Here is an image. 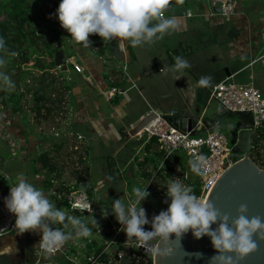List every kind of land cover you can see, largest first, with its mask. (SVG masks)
Listing matches in <instances>:
<instances>
[{"label": "crops", "instance_id": "crops-1", "mask_svg": "<svg viewBox=\"0 0 264 264\" xmlns=\"http://www.w3.org/2000/svg\"><path fill=\"white\" fill-rule=\"evenodd\" d=\"M197 1L195 9L201 16L184 17L180 12L184 6H179L172 12L166 11L167 18L176 19L177 29L152 43L132 47L130 42L125 41L124 47L121 48L120 38L107 42L99 37L101 47L97 52L85 49L83 45L82 48L75 46L76 44L71 45L70 48L74 51L71 61L83 67L82 72H77L74 66L71 69L69 67L68 75L64 77L69 84L67 94L69 119L66 124L71 132H63L53 139L43 133L41 125L37 122L36 128H29L28 122L17 119L16 116L12 118L4 111L5 116L0 117V178L6 183L0 188L14 185L18 174L24 173L29 182L42 189L47 198L64 211L66 216H76L86 223L88 219H94L98 214L100 215V218H97L100 222L98 231L105 229L108 232L110 224L117 226V221L111 217V213L104 217L106 212L100 213L98 208L109 207L111 211L113 197H120L125 204L134 199L132 189L138 187L134 179L140 167L137 161L144 160L145 164L141 165L145 166L147 175L153 173V176L155 174L158 177L162 176L157 172L158 162L162 158L159 143L146 138L140 146L132 147V140L141 138L136 136L126 139L125 135L121 134L122 127L127 129L134 127L145 115L153 111L162 113L175 111L177 114L186 111L188 115H194L203 107L201 112L203 113L210 105L209 99L205 104L209 88L229 75H234L240 82L252 80L264 92L257 84V75H264V58L257 60L264 55L263 28L254 25L249 13L240 7L235 15L227 17L214 13L205 1ZM197 41L202 43L200 47L196 46ZM179 49L185 51L190 67L180 72L161 71L163 67L174 66V57L178 55ZM201 50L204 51L203 58L200 56ZM89 52L98 54L103 66L97 68L94 65L97 62L91 59ZM202 76L211 77L209 86L198 84ZM118 77H121L123 86L118 87L125 89V93L108 99L106 94L110 87L117 86L113 81ZM12 112L14 113L13 110ZM78 134L83 136L82 140L78 139ZM53 140L63 144L62 152H66L68 141L72 140L79 145L74 147L75 150H79V147L84 148L83 153L79 152L76 157L73 176L76 185L83 187V183L86 182L93 186L94 215L70 210L60 196H56L57 186L60 181L62 183L65 180L64 176L67 173L65 165L67 162L63 163L61 160L65 154L66 158L71 155L65 153L59 156L55 150H59L60 147H55ZM147 144H151L152 147L148 149ZM44 152H47L58 166V174H52V185L49 186L45 183L47 172L40 170L39 163L35 161L36 157ZM119 152H122V157L118 159L120 164H117L114 155ZM140 153H145L146 156L142 157ZM95 161H99V165L96 166ZM92 166L94 168L111 166L110 168L115 170V175L119 176L122 173L126 178L129 174L132 181L127 182L120 194L108 187L107 190L103 189L106 180L99 179L94 183L91 178ZM79 174L84 176L82 181L78 177ZM7 176L9 179L5 178ZM53 225L58 226L59 223ZM66 230L73 232L71 227ZM94 234L95 232L91 236ZM41 238V232L28 231L18 234L17 228L0 236V264H36L40 259H49V255L39 248ZM83 242L81 237L75 236L67 241L68 257L72 260L66 258V253L65 256H57V263L103 264L99 257L106 254V251L103 249L100 255L96 252L90 253ZM93 255L98 259L95 263H90L88 257Z\"/></svg>", "mask_w": 264, "mask_h": 264}, {"label": "clouds", "instance_id": "clouds-1", "mask_svg": "<svg viewBox=\"0 0 264 264\" xmlns=\"http://www.w3.org/2000/svg\"><path fill=\"white\" fill-rule=\"evenodd\" d=\"M182 3L183 0H177ZM170 0H61L56 12L50 18H58L60 25L75 42L82 43L85 48L91 46L90 35H99L103 41L111 42L120 38V47L130 42L132 47L152 43L163 39L170 31L177 29L174 17L165 18L164 12ZM156 21V23H152ZM0 50L10 56L5 40L0 37ZM175 64L171 68H163V72H180L189 68V62L180 55L174 57ZM6 63L0 56V66ZM211 77L202 76L200 86H209ZM13 82L9 75L0 71V87L10 88ZM205 158L198 157L192 162L194 173L204 176ZM109 179H111L109 177ZM165 203L166 210H161L149 220L142 201L150 196L147 188L133 187L134 199L127 204L120 198L112 200L111 214L122 226L128 239L135 237L143 243L159 237L170 240L172 234L181 240L183 235L192 232L196 239L208 236L217 254L211 257L209 264H239V261L258 250L257 241H264V218L254 216L248 218L246 205L238 209L239 215L231 220L213 203L205 202L195 195L192 186L182 183L177 178L168 181ZM7 210L16 217L15 227L18 234L28 231L42 233L40 246L47 253L60 249L67 241L75 237L87 238L92 235L87 224L76 216L65 214L56 207L44 191L29 182L24 173L17 176V182L10 187L9 194L4 197ZM81 211L90 210L89 205H74ZM110 213L106 210L107 217ZM60 223L64 229L71 227L73 232H66L52 224ZM96 224V219L93 220ZM151 230H146V225ZM216 225L215 228L212 226ZM254 237L256 239H254ZM229 254H234L229 255ZM189 255V254H188ZM200 258L201 254H195Z\"/></svg>", "mask_w": 264, "mask_h": 264}, {"label": "rangeland", "instance_id": "rangeland-1", "mask_svg": "<svg viewBox=\"0 0 264 264\" xmlns=\"http://www.w3.org/2000/svg\"><path fill=\"white\" fill-rule=\"evenodd\" d=\"M61 0H29V6L31 8V15L33 17V19L35 20L36 23H39L41 25H43V27H50V29H57L60 31L61 35H56L54 33H52L51 31L47 30L48 34H47V40L49 42H51L54 46L58 47L60 45H65V51L67 54H71V57L74 53V51H72V49L70 48L71 45L76 44L75 46H79V48H82L81 45H83L82 43H78L75 42L74 40L71 39L70 33H68L65 29H63L60 25V22L58 20V18H50L52 17V14H54L60 4ZM197 0H185L182 3H180L178 5V7H182L185 6V4H187V6L189 7H193L195 8L197 4ZM239 4H241L239 7L240 9H242L243 11L245 10L246 12L249 13V18L251 19V21L253 22L254 25H258L261 26L260 28L264 29V14L262 15V11L264 12V0H238ZM185 3V4H184ZM185 7L182 8V10L180 11L182 13V11L184 10ZM239 9V8H238ZM7 19L6 14H2L0 16V20L1 21H5ZM261 30V29H260ZM89 40L92 42L91 46H89L88 50H93V51H99L100 47V43L98 41V38L93 34L89 36ZM200 41L196 42V46L200 47ZM77 46V47H78ZM264 46V43H263ZM94 47H96L94 49ZM38 48L40 49V55L42 56V60H44L46 63H49L51 61V58L49 57H45L43 55H45V50H44V46L43 44H40L38 46ZM87 50V51H88ZM264 51V49H262ZM80 52H82V50L79 49ZM90 53V57L92 60H94L95 62H97L96 64L92 63L98 68L100 66H103V62L101 57L98 54H91ZM110 55V53H108ZM178 55L182 56L184 59L187 60V57L185 56V51L184 50H180L178 51ZM200 56L201 58L204 57V51H200ZM36 56L34 55L32 57V61L30 63V67L33 66V63L35 62ZM45 57V58H44ZM86 58H88L86 56ZM71 61V59L67 58V62ZM81 62L83 63V61L81 60ZM88 61H85V63H87ZM71 63V62H70ZM70 69L73 67L70 64ZM164 68V67H163ZM62 68L59 66H56L55 68L52 69L51 72H48V74H45L48 82L54 81L53 86L51 87V89L47 90L48 92L50 90H52V95L50 94V103L48 104V108L51 109V111H46L43 110L42 112H40L37 115L36 112V105H37V101L34 97V91L36 89L39 88V82L38 79L40 77L41 72L37 69L33 70V74L29 77L30 80H28L27 82L24 83V89H25V95L24 97L21 99L20 102V114L19 113H13L12 112V102L9 100V98L6 100V105L3 102V97L1 96L2 94V87H0V117L5 116V112L7 111L10 116H15L17 117V119H21L24 120L26 122H28V127L31 128H36V122L37 124H40L42 127V131L45 135H48L50 137H52L53 139H55L56 137H59L63 132L65 133H69L71 132V129L67 126L66 122L69 119L68 116V91H69V84L68 81L64 78L65 75H68L67 72L68 71H64L63 73H61L63 70H61ZM69 69V70H70ZM6 74L7 75H12V70L10 68H8V66H6ZM0 71L4 70L1 68ZM257 84L259 86L262 87L263 91H264V75H257ZM14 85L12 87H10L9 89L11 91H14ZM22 88L16 89L15 91H22ZM28 89V90H27ZM10 91V92H11ZM264 93V92H263ZM209 99V93L205 99V104L207 102V100ZM203 107H201L198 111V114H200L202 112ZM206 115L207 117H211L213 116L216 112H219L222 110L221 106L219 105V103L217 101H212L210 103V105L207 107L206 109ZM11 118V119H12ZM30 123V125H29ZM235 123V119L233 117H231L230 115H225L222 120L220 121V124L222 125L221 127L226 130L232 126H234ZM146 137H142L141 139L137 140L136 138L132 140L131 142V146L132 147H136V146H140L144 141H145ZM54 142V146H59L60 149L59 150H55L57 152V154L59 156H62L65 153L70 154L71 156H69V158H66V154L65 157L61 160L63 163H65L66 165V175L64 176L65 180L61 183V181L59 182L57 189H58V193L56 196H60L61 200H63L64 198V192L66 190H70L72 187H74L73 189L78 190V191H84L82 185H76L75 184V176H73V171L76 168V157L81 153H83V149L79 147V150H75V146L78 145L76 143V141H68V148L66 150V152H62V145L58 142H56V140H53ZM79 146V145H78ZM115 150H113L114 152ZM76 152V153H75ZM80 152V153H79ZM75 153V154H72ZM76 155V156H75ZM122 157V152H119L117 154L114 155V160L117 162V164H120L118 162V159H120ZM95 160V159H94ZM94 162V164L97 166L99 165V161ZM110 162V161H108ZM114 162V161H113ZM137 163H139V168H138V174L135 177L134 181L135 184H138V187L144 189L147 188L146 190L150 193V196L148 198H146L144 201H142V207L145 208L146 210V214L149 218V220H151V218L154 215H158L159 212L161 210H166L168 207V204L165 203V200L168 199L169 203H170V198L166 197V192H167V183L170 180L173 179H169L167 177L164 176H160V177H156L155 178V183L156 185H151L149 186V183L151 182V177L153 176V173H151V175H147V171L146 169H144V165H141L142 163H144V160H139V162L137 161ZM93 164V162H92ZM93 164V165H94ZM122 164V163H121ZM111 167V166H110ZM105 168L103 166L100 167H95L92 166V180L94 183H96L99 179H105V188L106 187L112 189L113 191L117 190L116 192L118 194H120V192L124 191L125 186L127 185V182H131L132 178L130 177L129 174L126 175V178L124 177V175L122 173H120L119 176L115 175V170L112 168ZM152 171V170H151ZM191 174H193L194 177V181H196V179L198 178V175L196 173H194L193 171H191ZM116 176V177H115ZM109 177L111 179H109ZM193 181V182H194ZM198 181V179H197ZM112 187V188H111ZM71 189V190H73ZM107 190V189H106ZM119 191V192H118ZM115 199H120V197H113L112 200ZM60 200V199H59ZM113 202H111L112 204ZM106 210H109L108 208H103L100 207L98 208V212L102 213V212H106ZM111 213V211L109 212ZM97 216H95L94 219H96L98 224H94L93 220L94 219H88L86 224L87 226L91 229L92 234L95 232V234L93 236L87 237V238H82L84 240V247H86V249L88 250V252L92 253V252H96L98 249H104L106 251V253L109 255V259H108V263L107 264H130L131 258H130V254H134L137 253L139 251L138 248V242L139 241H132L131 239H128L126 234L124 232H122L120 235L121 237L117 236L115 238V242L111 244V241L113 240V235H114V229L112 227L108 228V232L105 229H102V231H98V225L100 222H98L97 218H100V215L96 214ZM111 217H113L115 219V216L110 214ZM78 216V215H77ZM84 221V220H83ZM151 226L146 225L145 227H149ZM146 228V230H147ZM112 229V230H111ZM113 234V235H112ZM83 245V244H82ZM124 247V249H122ZM142 255V252H140ZM139 253V254H140ZM145 256L150 257L151 255L147 252H145V254H143ZM104 264V263H103Z\"/></svg>", "mask_w": 264, "mask_h": 264}, {"label": "built area", "instance_id": "built-area-1", "mask_svg": "<svg viewBox=\"0 0 264 264\" xmlns=\"http://www.w3.org/2000/svg\"><path fill=\"white\" fill-rule=\"evenodd\" d=\"M208 3L214 13H218L222 16L231 17L236 14L239 8L238 0H203ZM185 4V3H184ZM178 6H175L177 8ZM182 15L187 18H193L201 16V13L185 4ZM219 7L220 12H215V8ZM164 17L167 18L166 11L164 12ZM262 40L264 43V29L262 33ZM264 58V55L260 56L257 60ZM74 66L77 72H82L83 67L75 62L69 61ZM127 68L125 67V70ZM126 73V71H125ZM125 93V89L118 86H112L107 92L108 99L113 98L116 95H122ZM212 101H217L222 109L229 110L233 113L236 112H251L253 115V133H252V143L250 145L249 157L261 168L264 169V138L262 137L264 133V93L258 88L254 82L251 80L249 82H240L234 75H229L223 80L217 82L212 87L209 88V104ZM205 110L200 113V116L193 123V127L190 131H181L178 127L173 126L169 122V117L176 115L177 112L171 111L168 113L157 112L158 116L153 119L146 127H144L139 133L140 138L146 137L150 140L154 137L157 138L159 147L162 151V158L158 162L157 172L161 173L162 176L171 179H181L182 183L190 185L193 188L195 195L201 198L203 201H207L209 193L218 179L223 175V173L232 166L234 162L233 146L230 144V136L226 130L221 126L216 125L210 129L204 124ZM206 129V132H202ZM197 132V133H196ZM202 132V133H201ZM78 139L82 140V135H77ZM181 152L184 154L185 163L184 166L181 163H176L171 168V172L167 169V161L171 155ZM140 156H146L145 153H140ZM203 156L205 158L204 167L206 169V175H198V181H194L192 170V162L198 157ZM242 159L244 154L239 155ZM170 172V173H169ZM157 175L151 177V182L149 186L156 185L155 178ZM9 179V177H5ZM194 181V182H193ZM14 186V185H12ZM195 186L198 191H195ZM10 187L0 188V236H4L11 233L16 229L15 221L16 217L11 214L4 204V197H6L10 192ZM67 202L69 204L70 210L79 211L81 213L95 214V205L89 198V195L85 191L70 190L67 196ZM74 205H89L90 210L81 211L79 207H74ZM105 217V216H104ZM110 222V221H109ZM111 223V222H110ZM113 226L114 235L111 244L115 242V238L120 236L122 233L121 225ZM52 227L58 228V226L53 225ZM42 238L39 242V248L42 252L49 255V259H40L36 264H58L56 259L58 255L65 256L69 260L67 251V242L58 250L53 253H47L41 246ZM139 251L142 255L138 256V259H142L145 250L149 246L138 242ZM144 247V249H143ZM150 258L153 262V256L150 254ZM148 257V256H147ZM96 256L88 257L90 263H95L97 261ZM138 264H141L138 262Z\"/></svg>", "mask_w": 264, "mask_h": 264}, {"label": "water", "instance_id": "water-1", "mask_svg": "<svg viewBox=\"0 0 264 264\" xmlns=\"http://www.w3.org/2000/svg\"><path fill=\"white\" fill-rule=\"evenodd\" d=\"M215 11L220 12L221 9L216 7ZM55 62L56 66L61 67L63 71L69 70L67 53L64 48L56 52ZM225 115H230L235 119L234 126L226 129L230 136V144L233 146V153L236 154L235 163L215 183L206 202L213 203L221 213L228 214L231 218L230 224L231 220L238 217V209L241 205L247 206L246 215L249 219L254 216L264 218V169H261L249 157L253 115L251 112L233 113L222 109L211 117L205 115L203 122L207 129L216 125L222 126L220 121ZM157 116L158 113L153 111L145 115L134 127L130 129L122 127L121 134L125 135L126 139L136 137ZM199 116L200 114L188 115L186 111H183L170 116L169 122L185 132L192 129L193 123ZM202 132H206V129ZM241 154H244L242 159L239 157ZM212 227L215 228L216 225ZM147 230H151V226ZM257 243L258 250L239 261V264H264V241L258 240ZM143 244L149 246L148 249L144 247L143 249L152 254L154 264H209L211 257L217 254L208 236L196 239L191 231L184 234L181 240L176 239L175 234H172L170 240L164 241L157 237ZM196 253L201 254L200 258H197ZM229 255L234 256V254Z\"/></svg>", "mask_w": 264, "mask_h": 264}, {"label": "trees", "instance_id": "trees-1", "mask_svg": "<svg viewBox=\"0 0 264 264\" xmlns=\"http://www.w3.org/2000/svg\"><path fill=\"white\" fill-rule=\"evenodd\" d=\"M185 1V0H183ZM180 3L177 0H170L169 7L167 8V12H172L175 6H178ZM2 14H6L7 19L5 21L0 20V37H3L5 40L6 47L9 51H14L16 55L10 56L7 53L0 50V56H2L6 63L3 66H0L4 72H6V66L12 70V75H9L11 81L14 85V91H11L9 88H3L1 96L3 97V102L6 105V100L12 102V109L14 113H18L20 111V102L21 99L25 95L24 83L27 82L29 77L33 74V70L37 69L41 72L40 77L38 79L39 88L34 91V97L37 101V105L35 107L37 115L43 110L51 111L48 108V104L50 103V94L52 95V90L49 92L47 90L51 89L54 81L48 82V79L45 74L51 72L53 68L56 67L55 62V54L56 52L64 48L65 45H60L58 47L54 46L51 42L47 40V30L51 31L56 35H61L60 31L57 29H50V27H43V25L36 23L31 15V8L29 6V0H0V16ZM99 38V35H95ZM43 44L45 50V57L51 58L49 63H46L42 60V56L40 55V49L38 46ZM65 49V48H64ZM36 56V60L33 63V66H29L32 57ZM44 57V58H45ZM67 58L71 59V54H67ZM72 63L68 62L70 66ZM73 66V65H72ZM62 70V69H61ZM62 71L61 73H63ZM115 75V73L113 74ZM251 80L242 81L249 82ZM114 85L122 86L121 77L115 78L113 81ZM22 91H15L16 89L22 88ZM69 88V86H68ZM28 90V89H27ZM11 91V92H10ZM264 138V133L262 135ZM155 143H158L157 138H152ZM151 139V140H152ZM152 147L151 144H147V148L150 149ZM161 156H163L161 154ZM37 163H39L40 170H45L47 172L45 183L46 186L52 185V174H58V166L53 162V158L49 156L47 152L41 153L35 159ZM176 163H181L184 166L185 159L184 154L178 152L176 154L171 155V157L167 161V169L171 172L172 166ZM169 172V173H170ZM79 179L82 181L84 176L79 174ZM6 181L0 178V186L5 185ZM195 191H198L195 186ZM83 190L86 191L89 195V198L93 200V186L91 184L83 183ZM70 193V190H66V195L63 198L64 204L69 207L67 202V196ZM117 226H120L118 222H116ZM110 227L112 225L110 224ZM58 228L67 232L66 229L63 228V225L59 223ZM147 227H145L146 229ZM132 241H138L135 237L132 238ZM124 249V247L122 248ZM102 249H98L96 251L97 255H100ZM140 251L134 254H130V264H152V260L150 257L145 255L142 256V259H138V256L141 255ZM100 260L104 262V264L108 263L109 255L102 254L100 255Z\"/></svg>", "mask_w": 264, "mask_h": 264}, {"label": "flooded vegetation", "instance_id": "flooded-vegetation-1", "mask_svg": "<svg viewBox=\"0 0 264 264\" xmlns=\"http://www.w3.org/2000/svg\"><path fill=\"white\" fill-rule=\"evenodd\" d=\"M252 139H253V137H252ZM251 143H252V140H251V142H250V145H251ZM250 152V151H249Z\"/></svg>", "mask_w": 264, "mask_h": 264}, {"label": "bare ground", "instance_id": "bare-ground-1", "mask_svg": "<svg viewBox=\"0 0 264 264\" xmlns=\"http://www.w3.org/2000/svg\"><path fill=\"white\" fill-rule=\"evenodd\" d=\"M147 249H148V247H147Z\"/></svg>", "mask_w": 264, "mask_h": 264}]
</instances>
